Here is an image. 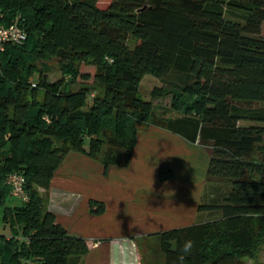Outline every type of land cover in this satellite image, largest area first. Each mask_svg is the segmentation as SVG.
I'll list each match as a JSON object with an SVG mask.
<instances>
[{
	"label": "trees",
	"instance_id": "16d2710c",
	"mask_svg": "<svg viewBox=\"0 0 264 264\" xmlns=\"http://www.w3.org/2000/svg\"><path fill=\"white\" fill-rule=\"evenodd\" d=\"M98 1L0 0V27L17 23L27 35L0 54V226L10 232L0 233V264H84L87 242L56 222L37 190H49L70 152L94 157L104 147L105 175L128 168L142 123L210 151L196 213L218 219L156 234L164 264L254 261L264 243V148L254 160L264 139V41L256 38L264 0H111L103 10ZM50 59L62 78L35 83L33 63ZM91 60L102 95L63 92L65 78ZM171 74L182 85L151 98L170 96L179 116L156 121L140 82ZM14 173L28 202L11 206L6 179ZM170 178L161 166L159 179Z\"/></svg>",
	"mask_w": 264,
	"mask_h": 264
},
{
	"label": "rangeland",
	"instance_id": "374dc122",
	"mask_svg": "<svg viewBox=\"0 0 264 264\" xmlns=\"http://www.w3.org/2000/svg\"><path fill=\"white\" fill-rule=\"evenodd\" d=\"M110 1L99 0L97 7L103 10ZM226 17L237 21L229 14ZM256 38L264 41V24L260 35ZM126 46L132 49L134 40L129 38ZM33 65L41 71L40 76H36L35 83L38 82L39 77L48 84H53L62 78L61 68L56 59L39 60ZM43 66L45 68H42ZM42 69L46 70L42 71ZM96 71L97 65L94 60L88 64H81L78 67L79 75L75 79L65 78L67 84L62 91H78L86 88L90 95L101 96L102 89L95 80ZM181 85L182 77L175 74L161 79L147 75L141 79L140 98L152 102L156 121L175 118L179 114L169 109L170 96L153 100L151 93L173 90ZM36 92V101L39 103L42 90ZM259 107L264 108V104ZM239 125L249 126L251 123L242 122ZM263 148L264 139L257 146L254 160L261 158ZM104 151L103 147L102 152L94 157H89L85 153L70 152L55 172L49 190L47 192L37 190L42 200V207L52 214L63 228L65 224L69 225L67 229L64 228L69 235L83 238L91 248L104 245L117 247V251L120 248L121 254L117 255L118 264H125L124 260H133L132 264H164L156 234L218 219V215L196 213L197 206L203 202L204 197L208 149L188 144L157 126L142 123L131 155L132 157L134 155V161L138 165L144 170L147 169L145 173L136 177L130 172L121 171L120 167L110 166L105 175L102 165ZM162 153L164 157H166L164 153L169 157H161ZM174 153H180L179 157H175ZM172 154L175 156L173 157ZM164 159L167 160L165 162L167 165L159 164ZM160 165L171 171V179L167 182L161 181L158 175L155 177L156 175L153 174L156 168L159 170ZM132 166L137 168L136 164L130 167ZM135 169L132 170L133 173L139 172ZM65 184L72 185L76 189H68L69 193H64L62 186ZM123 187L124 191L121 190ZM218 189L225 191L227 185L219 184ZM155 192L162 196L156 197ZM91 197L94 199L92 200ZM90 201L103 205L102 215H95L90 211ZM155 202L163 204L162 213L161 210L157 212L153 209L152 205ZM6 204L20 205V201L8 194ZM113 207L116 210H113ZM156 207H159V204ZM126 217L131 221L122 222ZM143 219L147 222L143 225L146 228L141 231L137 227L143 224ZM61 220L66 221L65 224L59 223ZM113 229H116V232ZM0 233L9 236V227L0 226ZM258 251L256 259L246 260L245 264H264V243L259 246Z\"/></svg>",
	"mask_w": 264,
	"mask_h": 264
},
{
	"label": "crops",
	"instance_id": "0c3cea01",
	"mask_svg": "<svg viewBox=\"0 0 264 264\" xmlns=\"http://www.w3.org/2000/svg\"><path fill=\"white\" fill-rule=\"evenodd\" d=\"M171 134V133H170ZM179 138V137H178ZM205 149H207V148H205ZM209 151V150H208ZM165 155H166V157H169L168 155H167V153H164ZM169 154H171V153H169ZM174 154H176V156L175 155H173V157L175 156V157H177L180 153H174ZM136 156V155H135ZM164 157V155H163V153L161 154V157ZM209 156H210V151H209V154H208V159H209ZM67 157V156H66ZM166 157H164V158H166ZM179 157V156H178ZM208 159H207V163H208ZM65 160V159H64ZM167 160L166 159H164V160H161V162L159 163V164H163V165H167V164H165V162H166ZM135 161H134V155H133V157L131 158V163H130V165H129V167L128 168H121L120 167V169H121V171H123V172H130V174H134L136 177H138V174H141V173H145L146 171H147V169L146 170H144V168L141 166V165H138L136 162L134 163ZM207 163H206V167H207ZM132 164H136L137 166V168L135 169V168H133V166L132 167H130ZM160 165V166H161ZM130 168V169H129ZM181 168H182V165H181ZM119 169V170H120ZM133 169H135V170H139V172H132V170ZM160 169V168H159ZM206 169V168H205ZM134 171V170H133ZM153 171V170H152ZM118 172V171H117ZM153 172H155V173H153V174H155L156 176L155 177H157V175H158V178H159V170H158V168H156V170L155 171H153ZM204 178H205V174H204ZM153 179H154V176H153ZM171 179V178H170ZM169 179V180H170ZM169 180H167V181H169ZM167 181H165V182H167ZM62 186V185H61ZM75 187L74 186H72V185H69V184H65V185H63L62 186V190H64V193H69L68 192V189H74ZM76 189V188H75ZM121 190L122 191H124V187L123 188H121ZM158 192V191H157ZM156 193V192H155ZM116 196H117V194H115ZM156 195V197H161L162 195L161 194H158V193H156L155 194ZM159 195V196H158ZM129 196H131V194H129ZM92 198V200L94 199L93 197H91ZM131 200H132V198H131ZM157 204H159V207H156V205ZM152 207H153V209L155 210V211H157L158 212V210L160 211L161 210V213H162V209L164 208L163 207V204H160V203H158V202H155L154 203V205H152ZM161 208V209H160ZM116 210V208L115 207H113V210ZM169 209H171V208H169ZM171 211H172V209H171ZM131 213V212H130ZM102 215V214H101ZM127 215V214H126ZM100 216V215H99ZM177 217V216H176ZM175 217V218H176ZM129 221H131L130 219H128L127 217L124 219V220H122V222H129ZM65 222L66 221H64V220H61V221H59V223H61V224H65ZM135 222V221H134ZM146 222H147V220L146 219H143V221H142V225H138V227L137 228H139V230H144L146 227L145 226H143L144 225V223L146 224ZM68 224L66 225H64V228L65 229H67L68 228ZM113 231L114 232H116V229L114 230L113 229ZM113 232V233H114ZM70 234H72V233H70ZM74 235V234H73ZM76 236V235H75ZM76 237H79V236H76ZM83 239V238H82ZM88 245V244H87ZM89 247V253H88V255L85 257V259H84V264H118V260H119V256H117V255H119V254H121L120 253V248H118L119 250L117 251V247H112L111 248V246L110 245H104V246H98V247H93V248H91L90 246H88ZM122 247V246H121ZM122 250H124V248L122 247L121 248ZM116 250V251H115ZM125 261V264H132V263H134V262H132L131 260L130 261H128V260H124Z\"/></svg>",
	"mask_w": 264,
	"mask_h": 264
},
{
	"label": "built area",
	"instance_id": "2783aa9c",
	"mask_svg": "<svg viewBox=\"0 0 264 264\" xmlns=\"http://www.w3.org/2000/svg\"><path fill=\"white\" fill-rule=\"evenodd\" d=\"M27 39V35L17 23L7 27H0V54L4 52L7 45H22ZM6 185L11 189V196L21 203L28 202L25 192V179L20 174H11L6 179ZM34 264V263H27Z\"/></svg>",
	"mask_w": 264,
	"mask_h": 264
},
{
	"label": "flooded vegetation",
	"instance_id": "af4514ba",
	"mask_svg": "<svg viewBox=\"0 0 264 264\" xmlns=\"http://www.w3.org/2000/svg\"><path fill=\"white\" fill-rule=\"evenodd\" d=\"M101 207H103L102 204L95 202V204L92 205L90 210L92 211L93 214L99 215L101 211Z\"/></svg>",
	"mask_w": 264,
	"mask_h": 264
},
{
	"label": "bare ground",
	"instance_id": "6f19581e",
	"mask_svg": "<svg viewBox=\"0 0 264 264\" xmlns=\"http://www.w3.org/2000/svg\"><path fill=\"white\" fill-rule=\"evenodd\" d=\"M198 169V168H197ZM188 184V183H187ZM161 209V208H160Z\"/></svg>",
	"mask_w": 264,
	"mask_h": 264
}]
</instances>
